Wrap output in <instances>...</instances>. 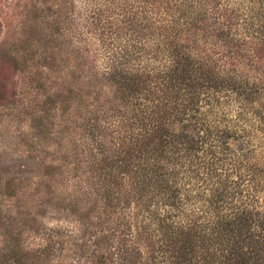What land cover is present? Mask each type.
Instances as JSON below:
<instances>
[{"label": "trees", "instance_id": "1", "mask_svg": "<svg viewBox=\"0 0 264 264\" xmlns=\"http://www.w3.org/2000/svg\"><path fill=\"white\" fill-rule=\"evenodd\" d=\"M160 3L178 14L177 27L157 28L147 9L142 20L126 17L138 46L119 63L123 78L105 76L114 103L82 107L80 186L101 203L100 233L86 221L85 233L96 239L98 264H264V141L256 143L264 135V18L244 27L221 0ZM200 35L230 57L231 71L200 55ZM165 56L172 68L160 72ZM229 92L241 123L230 118ZM16 251L3 250L0 264H16Z\"/></svg>", "mask_w": 264, "mask_h": 264}, {"label": "rangeland", "instance_id": "2", "mask_svg": "<svg viewBox=\"0 0 264 264\" xmlns=\"http://www.w3.org/2000/svg\"><path fill=\"white\" fill-rule=\"evenodd\" d=\"M261 5L240 26L263 20ZM63 15L54 0H0V253L17 250L16 264H98L83 223L100 233L101 203L80 186L79 152L84 108L111 107L115 88L83 71L87 53L75 35L62 39Z\"/></svg>", "mask_w": 264, "mask_h": 264}, {"label": "clouds", "instance_id": "3", "mask_svg": "<svg viewBox=\"0 0 264 264\" xmlns=\"http://www.w3.org/2000/svg\"><path fill=\"white\" fill-rule=\"evenodd\" d=\"M54 2L64 14V35L62 39L65 40L66 37L70 38L75 35L76 39L73 41L75 48L89 49L87 55L83 58L85 64L83 71L88 77H93L92 74H95L101 79H104L105 76L109 79L115 78V80L123 78L118 71L119 63L125 56L131 57L136 54L134 45H137V41L126 26V17L136 14L142 20L145 9H147V14L155 26L168 30L177 27L174 21L179 20V16L174 9L165 10L168 4H163V7H161L160 0H149L148 3L145 0H54ZM169 2L175 7L183 6L187 9L189 5L200 7L205 0H169ZM9 3H12V0H9ZM259 3L260 0H221V10L225 7L238 8L244 17L240 22L243 25L245 19L254 17ZM74 6L79 8L80 11L74 13ZM261 7L264 8V5H261ZM69 17L77 19V23L75 25L71 24ZM218 18L220 23H224L223 16H218ZM187 23V17L184 21H180L182 25ZM7 31L6 27L0 31V42L5 39ZM240 31L243 36L242 29ZM161 41H163V37H161ZM196 44L199 47L200 55L211 56L226 71L232 70L233 62L230 57L221 48L215 47L209 38L206 39L204 35H200L196 38ZM161 47H164V43H161ZM132 63H135V61L133 60ZM170 68H172V62L165 56L158 70L167 72ZM228 95L233 97L234 103V107L228 110L230 118L236 123H241L236 121L237 113L241 109L239 105L235 104L233 93L229 92ZM247 107L245 106V108ZM253 107L259 108L260 105L256 104ZM254 122L258 123L255 120ZM243 127L252 130L247 124H244ZM256 136L259 137L256 143L264 141V135L256 133ZM260 151H264V149H258V154ZM236 179L237 177L233 176V180ZM245 187L251 192V187L248 184H245ZM261 196L264 197V193H261ZM240 202L237 201V203ZM262 203H264V200H262Z\"/></svg>", "mask_w": 264, "mask_h": 264}]
</instances>
